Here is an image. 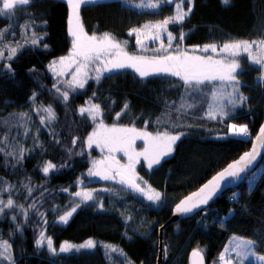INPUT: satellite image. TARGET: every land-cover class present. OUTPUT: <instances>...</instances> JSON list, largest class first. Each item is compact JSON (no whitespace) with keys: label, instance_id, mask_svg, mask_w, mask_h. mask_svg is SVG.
<instances>
[{"label":"trees","instance_id":"trees-1","mask_svg":"<svg viewBox=\"0 0 264 264\" xmlns=\"http://www.w3.org/2000/svg\"><path fill=\"white\" fill-rule=\"evenodd\" d=\"M124 1L99 0L81 6L77 16L65 0H28L11 16L0 10V240L10 243L13 264H157L159 230L175 205L246 153L264 121L263 67L246 56L231 83L241 98L225 102L216 117L208 116L209 107L221 99V84H183L147 68L162 67L153 61L140 64L147 70L140 75L138 68L114 69L102 50L92 56L99 71L82 87L53 76L51 63L61 56L18 63L36 50L49 54L35 42L36 31L68 36L79 18L88 35L115 36L128 26L165 21L181 8L184 21L169 26L175 49L181 40L185 49L264 42V0H156L159 10L142 14ZM152 48L130 52L167 55H149ZM88 103L99 119L88 117ZM97 124L102 130L91 138ZM232 126H244L243 137L230 136ZM131 128L179 136L157 166L136 165L140 191L115 178L125 167L117 131ZM71 210L67 224L60 223ZM233 235L264 257V155L235 188L166 227L162 264H189L193 251L216 264Z\"/></svg>","mask_w":264,"mask_h":264},{"label":"rangeland","instance_id":"rangeland-1","mask_svg":"<svg viewBox=\"0 0 264 264\" xmlns=\"http://www.w3.org/2000/svg\"><path fill=\"white\" fill-rule=\"evenodd\" d=\"M65 1L70 5L72 15L77 16L81 6L94 4L99 0ZM164 1L170 5L176 0ZM27 3L28 0H0V10L11 16V12ZM122 5L138 14H142L144 11H158L161 3L156 0H128L122 2ZM183 11L182 8L178 11L175 9L174 15L167 17L165 21H146L140 27L128 26L115 36L111 34L88 35L89 26H82L80 22H77L80 20L79 18L75 24H72L73 29L68 36H63L48 29L36 31L38 37L35 38V42L40 48H49V54L36 50L29 56L20 57L18 63L30 65L46 56L50 58L61 56L51 63L50 70L53 76L59 80H67L77 87H82L90 76L95 73L96 69L99 71V67L92 61L95 60L92 56L98 57L102 50L110 54L112 62H115L114 69L137 70L136 68H138L143 72L140 75H145L144 72L147 71L143 68L147 65L145 61H153L162 65V67L148 66L147 68L152 67L156 73L175 75L183 84L198 85L205 82H218L221 84L223 87L220 88V93L217 94V98L221 99L213 102L209 107L208 116L216 117L225 113L223 108L225 102H229L231 105V102L241 98L239 90L235 87L236 85L231 84L236 82L235 74L242 68L243 59L240 58L241 56H246L248 61L254 64H262L264 71V42L236 39L219 48L218 45H211V48L213 46H216V48L207 49L208 47L205 46L202 49L194 46L185 49L181 40L180 46L175 49L172 46L175 40L174 35L170 32L169 26L170 23L184 21L187 14ZM151 45H154V48L148 50L149 55L160 53L167 55L154 58L153 56L134 55L130 52H145ZM208 52L214 56L207 55ZM166 67H169L171 71ZM150 71L152 70L150 69ZM262 77L264 80V73H262ZM219 101L222 103L217 104ZM85 109L86 114L93 121L99 119L98 112L91 103H88V108ZM96 123H99V121ZM99 127L100 125L97 124L91 138H94L102 128ZM245 131L244 126H232L230 136L243 137ZM117 132L120 154L125 162V167L121 172L135 180L139 185H143V183L137 176L136 165L143 163L147 168L157 166L172 154L173 147L179 138V136L167 133L148 134L144 130L133 128L118 129ZM260 173H254L251 179L258 178ZM81 197L82 201L88 200V194L86 193ZM74 212L75 210H71L67 213L60 219V223L67 224ZM253 247L254 244L251 241L233 235L220 252L216 264H264V257L254 253ZM0 264H13L11 246L5 240H0Z\"/></svg>","mask_w":264,"mask_h":264},{"label":"water","instance_id":"water-1","mask_svg":"<svg viewBox=\"0 0 264 264\" xmlns=\"http://www.w3.org/2000/svg\"><path fill=\"white\" fill-rule=\"evenodd\" d=\"M264 155V121L253 138L249 150L238 160L232 162L223 170L208 179L196 191L184 197L172 211L169 221L159 230V255L157 264L163 262L164 231L170 224L189 219L207 208L224 192L235 188L250 175L261 162ZM115 178L123 185L140 191L137 182L122 172H117ZM222 247V246H221ZM220 247V248H221ZM189 264H210L202 253L193 251L189 254Z\"/></svg>","mask_w":264,"mask_h":264}]
</instances>
